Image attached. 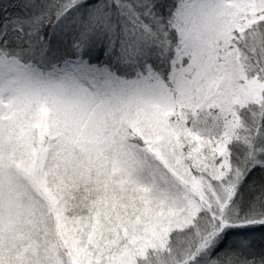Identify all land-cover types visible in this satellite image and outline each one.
Listing matches in <instances>:
<instances>
[{"label": "snow or ice", "instance_id": "1", "mask_svg": "<svg viewBox=\"0 0 264 264\" xmlns=\"http://www.w3.org/2000/svg\"><path fill=\"white\" fill-rule=\"evenodd\" d=\"M0 264H264V0H0Z\"/></svg>", "mask_w": 264, "mask_h": 264}]
</instances>
